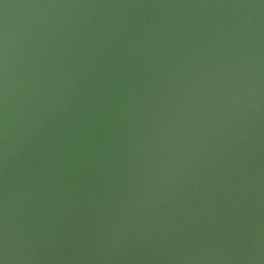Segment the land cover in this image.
I'll return each mask as SVG.
<instances>
[{
  "label": "water",
  "instance_id": "water-1",
  "mask_svg": "<svg viewBox=\"0 0 264 264\" xmlns=\"http://www.w3.org/2000/svg\"><path fill=\"white\" fill-rule=\"evenodd\" d=\"M0 264H264V0H0Z\"/></svg>",
  "mask_w": 264,
  "mask_h": 264
}]
</instances>
